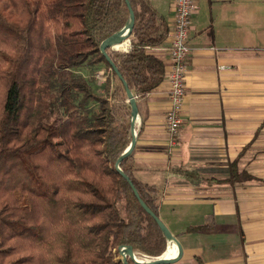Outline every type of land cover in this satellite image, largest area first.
Returning <instances> with one entry per match:
<instances>
[{"label": "trees", "instance_id": "trees-1", "mask_svg": "<svg viewBox=\"0 0 264 264\" xmlns=\"http://www.w3.org/2000/svg\"><path fill=\"white\" fill-rule=\"evenodd\" d=\"M129 2V50L107 54L139 99L165 79L153 50L171 28L148 0L140 10ZM129 20L126 0H0V264H124V247L150 258L166 252L132 185L160 218L157 188L135 177L133 152L117 167L133 140L132 109L101 45ZM102 64L101 87L79 72ZM181 174L194 186L252 178Z\"/></svg>", "mask_w": 264, "mask_h": 264}, {"label": "crops", "instance_id": "crops-1", "mask_svg": "<svg viewBox=\"0 0 264 264\" xmlns=\"http://www.w3.org/2000/svg\"><path fill=\"white\" fill-rule=\"evenodd\" d=\"M148 1L172 29L174 0ZM197 1L176 144L165 125L171 108L165 78L136 99L134 175L158 190L160 219L183 248L175 264H197V257L205 264H264V31L255 34V12L244 0ZM169 44L167 38L153 50L166 70ZM182 170L220 181L233 171L252 178L194 186ZM208 223L207 230L183 234Z\"/></svg>", "mask_w": 264, "mask_h": 264}, {"label": "built area", "instance_id": "built-area-1", "mask_svg": "<svg viewBox=\"0 0 264 264\" xmlns=\"http://www.w3.org/2000/svg\"><path fill=\"white\" fill-rule=\"evenodd\" d=\"M174 25L168 33L170 44L167 48L169 54V67L165 78L170 85L171 108L166 115L165 125L170 136L171 144L175 145V138L183 123L182 111L186 93L185 78L189 68V37L193 25V18L198 12L197 0H174ZM130 43L118 48L128 51Z\"/></svg>", "mask_w": 264, "mask_h": 264}, {"label": "water", "instance_id": "water-1", "mask_svg": "<svg viewBox=\"0 0 264 264\" xmlns=\"http://www.w3.org/2000/svg\"><path fill=\"white\" fill-rule=\"evenodd\" d=\"M126 2H127V5L130 9V20H129V22L127 23V25L123 29H121L116 34H114L113 36H111L110 38L105 40L101 45V52L107 58V60L110 62H111V60L107 54L108 48L118 50L116 48L117 46H124L125 44L130 43L129 38H130V35L133 31L134 24H135V13L132 9V6H131V3L129 2V0H126ZM111 64L113 66L114 71L118 74V77L123 81V84H124L125 89H126L127 97H128V102L130 103L131 109H132V121L131 122H132L133 140L131 142V145L128 147V149L125 151V153L119 159V162L117 164V167L119 169V163L123 160V158L129 156L133 152V148H134L135 143H136L135 123H136V118H137V114H138V106H137L136 97L133 95V93L130 90V88L128 87L127 83L123 80V77L120 74V72L118 71L117 67L112 62H111ZM126 179H128V178L126 177ZM132 189H133L135 195L139 198V201H140V204L142 205V207L146 210L147 213H149L152 217H154L157 224L159 225L161 230L166 235L167 241H168V246H169V239H173L176 241V243L178 244V248H179V255L173 259H168V258L163 257V255H164L163 254L160 257L152 258L151 260H148V261L147 260L142 261V260H139L137 258L132 247H124L121 250L122 262L124 264H128V258H130L131 260H133L137 264H167V263L175 264V263H177L181 257L182 251H183L181 243L171 233V231L165 225V223L147 207V205L144 203V201L139 197L137 189L133 185H132Z\"/></svg>", "mask_w": 264, "mask_h": 264}, {"label": "rangeland", "instance_id": "rangeland-1", "mask_svg": "<svg viewBox=\"0 0 264 264\" xmlns=\"http://www.w3.org/2000/svg\"><path fill=\"white\" fill-rule=\"evenodd\" d=\"M135 1H136L137 9L140 10L141 0H135ZM244 1H245L244 2L245 8L248 9L249 11L251 10V8H253L255 12V34H258V32H260L261 30L264 31V0H253V1L244 0ZM256 36H255V42H259ZM117 51H122V50H117ZM79 72L89 79L93 78L94 79L93 84L95 86H100V87L104 85L106 77L108 75V71L103 64L93 68H89V67L82 68ZM55 119L56 117H54V121ZM167 248H168V242H167ZM136 256L138 259L142 261L145 260L148 261L152 259L142 254H137Z\"/></svg>", "mask_w": 264, "mask_h": 264}, {"label": "bare ground", "instance_id": "bare-ground-1", "mask_svg": "<svg viewBox=\"0 0 264 264\" xmlns=\"http://www.w3.org/2000/svg\"><path fill=\"white\" fill-rule=\"evenodd\" d=\"M120 47L121 46H117L116 48H120ZM178 255H179L178 244L176 243L175 240L169 239V246H168L166 252L164 253L163 257L168 258V259H173V258L177 257Z\"/></svg>", "mask_w": 264, "mask_h": 264}]
</instances>
